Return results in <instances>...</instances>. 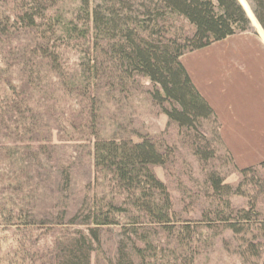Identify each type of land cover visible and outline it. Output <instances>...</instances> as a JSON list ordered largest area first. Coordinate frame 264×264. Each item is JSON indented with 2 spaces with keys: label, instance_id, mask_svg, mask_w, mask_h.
Wrapping results in <instances>:
<instances>
[{
  "label": "trees",
  "instance_id": "obj_1",
  "mask_svg": "<svg viewBox=\"0 0 264 264\" xmlns=\"http://www.w3.org/2000/svg\"><path fill=\"white\" fill-rule=\"evenodd\" d=\"M246 2L0 0V264H197L226 233L264 264V161L237 167L182 63L251 24L264 43ZM137 91L174 138L115 121Z\"/></svg>",
  "mask_w": 264,
  "mask_h": 264
},
{
  "label": "rangeland",
  "instance_id": "obj_2",
  "mask_svg": "<svg viewBox=\"0 0 264 264\" xmlns=\"http://www.w3.org/2000/svg\"><path fill=\"white\" fill-rule=\"evenodd\" d=\"M251 28L248 33L230 37L182 58L192 80L214 108L223 142L238 168L264 161V43L252 24ZM111 106L108 112L113 118L117 116L115 121L120 126L137 129L156 139L167 135L174 138L172 130L166 127L165 116L152 105L145 93L133 92L129 100L115 108ZM110 116L106 114L103 122L108 132L115 129L116 124ZM75 179L73 189L77 188L81 193L85 183L82 172L77 171ZM226 181L235 183L238 177L232 174ZM80 198L79 194L77 199ZM230 237L226 233L223 238L215 240L213 247L199 256L197 264H239L238 256L223 244L227 242L232 246ZM103 240V250L112 255L113 238L104 236Z\"/></svg>",
  "mask_w": 264,
  "mask_h": 264
},
{
  "label": "crops",
  "instance_id": "obj_3",
  "mask_svg": "<svg viewBox=\"0 0 264 264\" xmlns=\"http://www.w3.org/2000/svg\"><path fill=\"white\" fill-rule=\"evenodd\" d=\"M263 42V41H262ZM190 75V74H189ZM194 82V81H193ZM195 83V82H194ZM196 85V84H195ZM197 86V85H196ZM198 88V87H197ZM199 89V88H198ZM200 91V90H199ZM201 92V91H200ZM202 93V92H201ZM204 96V95H203ZM206 98V97H205ZM209 102V101H208Z\"/></svg>",
  "mask_w": 264,
  "mask_h": 264
},
{
  "label": "water",
  "instance_id": "obj_4",
  "mask_svg": "<svg viewBox=\"0 0 264 264\" xmlns=\"http://www.w3.org/2000/svg\"><path fill=\"white\" fill-rule=\"evenodd\" d=\"M240 2V1H239ZM242 5V4H241ZM246 11V10H245Z\"/></svg>",
  "mask_w": 264,
  "mask_h": 264
}]
</instances>
